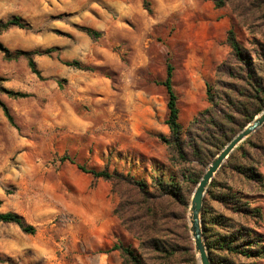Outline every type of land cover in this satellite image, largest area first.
I'll return each instance as SVG.
<instances>
[{"label": "rangeland", "instance_id": "1", "mask_svg": "<svg viewBox=\"0 0 264 264\" xmlns=\"http://www.w3.org/2000/svg\"><path fill=\"white\" fill-rule=\"evenodd\" d=\"M149 1L152 11L143 0H0V21L26 24L0 34L4 47L13 55L54 49L33 55L39 73L26 56L0 51V102L12 118L0 105V212L36 228L0 222V264H123L111 250L118 242L141 254L115 214L113 182L78 165L130 173L150 190L159 177L185 188L186 176L206 171L204 155L247 122L240 108L257 95L264 102V0ZM231 30L243 59L228 44ZM168 60L182 139L200 148L187 161L163 139L171 135L159 83ZM210 107L226 118L225 137L200 123ZM239 146L206 190L202 221L251 230L264 250V127Z\"/></svg>", "mask_w": 264, "mask_h": 264}, {"label": "trees", "instance_id": "2", "mask_svg": "<svg viewBox=\"0 0 264 264\" xmlns=\"http://www.w3.org/2000/svg\"><path fill=\"white\" fill-rule=\"evenodd\" d=\"M143 2L145 7L149 11H152L151 2L149 0H143ZM12 26L25 28L26 24L20 16H14L7 21H0V34ZM86 31L94 38L101 36L99 31L92 28H86ZM227 41L234 56L238 59H243V51L234 31L231 30L229 32ZM53 50V48H50L45 51L18 52L17 55H13L8 48L0 43V51L5 54L6 59L12 60L20 54L24 55L28 58L30 67L36 73H39V71L37 70L33 55ZM76 64L78 63L76 62ZM173 75L174 66L168 60L166 77L164 80L159 81V83L167 91L168 114L166 124L170 129L171 135L169 138L163 139L179 158L187 161L191 154L189 149L191 148L193 153L198 154L200 148L191 140L186 142L182 139L178 96L173 86ZM259 91V94L264 93L260 89ZM10 93L16 94L14 92ZM259 97L258 95L253 97L258 101L257 104L250 103L249 107L240 108L239 113L247 119V122L241 125L239 131L264 109V102H260ZM0 105L9 119L12 120L6 106L1 102ZM256 105L257 107H255ZM213 112L217 113L211 107L202 112L199 117L203 118L206 115L208 119H203L200 123L208 124L209 129L221 133L219 135L220 138L225 137L224 123L226 122V118H221ZM228 121L233 122L231 115H228ZM210 127H213V129ZM261 128L255 133H258ZM238 132L235 131L231 136H228L227 142L225 141L221 147H217L218 150L215 153L209 155L203 154V164L208 165ZM190 137L192 136L190 135ZM194 137L197 140L205 141L201 136ZM237 149H241V146H238L235 150ZM235 150L228 159L234 157ZM62 159L69 158L63 157ZM78 167L84 172L93 174L96 178H104L113 182V191L119 197L115 214L121 220L125 230L139 240V248L142 251L138 255L130 245H125L122 242L115 244L111 250L120 252L123 264H198L187 213L192 192L202 176L198 178L186 176L190 184L185 188L173 180L165 181L159 177L153 181L155 189L150 190L146 181L137 179L130 173L111 172L109 169H88L83 165H78ZM0 222L15 223L25 233L32 235L36 233L35 226L27 224L20 215L13 212H0ZM214 226H220L221 230H214ZM203 230L212 264H258V259L264 256V250L259 246L260 240L250 237L251 230L246 231L242 226L232 225L228 221L209 220L204 214ZM243 260H247L248 262H244Z\"/></svg>", "mask_w": 264, "mask_h": 264}, {"label": "water", "instance_id": "3", "mask_svg": "<svg viewBox=\"0 0 264 264\" xmlns=\"http://www.w3.org/2000/svg\"><path fill=\"white\" fill-rule=\"evenodd\" d=\"M264 125V109L239 131L225 147L212 159L206 171L200 178L189 206L190 232L193 238L194 250L199 264H212L204 237L202 210L206 190L232 152L248 137Z\"/></svg>", "mask_w": 264, "mask_h": 264}]
</instances>
